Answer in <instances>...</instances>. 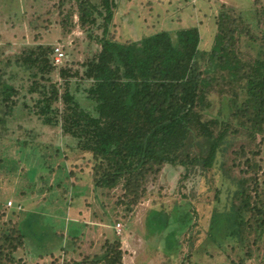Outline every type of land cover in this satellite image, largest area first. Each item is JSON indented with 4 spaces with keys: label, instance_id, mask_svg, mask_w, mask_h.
<instances>
[{
    "label": "rangeland",
    "instance_id": "rangeland-1",
    "mask_svg": "<svg viewBox=\"0 0 264 264\" xmlns=\"http://www.w3.org/2000/svg\"><path fill=\"white\" fill-rule=\"evenodd\" d=\"M170 2L176 4L175 0H116L114 25L105 38L125 44L130 39L138 41L144 33L158 31L165 19L161 9L169 8ZM208 3V19L198 26L202 31L200 46L211 45L216 29L213 23L223 12L229 20L238 22V49L254 56L264 45V0H188L187 9H193L197 15L196 8ZM75 6L76 0H0V61L3 69L7 68L3 82L21 90L20 95L11 99L16 101L15 105L8 104L13 109L6 117V105L0 106V264H68L69 259L77 264H108L103 246L107 239L115 238L118 246L114 243L113 251L120 252L119 264H255L250 255L246 256L249 247L253 249L250 235L243 242L240 257L238 241L224 237L232 205L241 200L233 198L238 181L245 182V188L251 191L257 181L264 183V134L257 135L251 143L234 133L228 135L230 144L226 152L217 154L207 171L196 162L186 174L190 176L183 178L185 168L164 167L148 187L146 198L134 205L120 203V186L109 192L94 189L97 163L93 155L80 149L76 139L64 135L60 125L46 126L36 115L38 93L28 90L33 81H40L39 76L35 80L31 76L35 70L18 66L16 60L27 48L39 45H51L55 52L51 56L56 67L52 80L57 82L60 92L65 90L62 82L67 80V89L74 99L85 111H92L93 105L86 99L90 81L82 80L83 65L100 52L98 38L103 36L101 27L82 30L75 10L74 25L69 26L68 33L62 31V11ZM172 8L180 10L182 6ZM212 18L215 20L211 21ZM98 23H102L101 18ZM201 67H207L206 63ZM61 69L69 72L62 77ZM208 98L213 100L212 107L205 112L210 113L209 118L229 113L228 94L221 99L212 92ZM53 106L60 113L64 109L62 101ZM36 145L41 146L42 152L31 176L21 159L29 147ZM192 147V153L201 161L204 152L195 143ZM46 149L49 150L44 157ZM235 151H239L236 159ZM261 193L264 195V190ZM32 216L38 221L30 225L32 231L41 226L47 232L61 234L58 225L62 218L86 226L81 232L70 233L73 236L63 230L61 242L55 247L49 239L33 238L30 231L28 234L26 221ZM175 217H183L178 223V245L168 247L162 235L165 237V232L173 227ZM114 218L117 221L109 225L107 221ZM166 219L172 221L163 222ZM194 224L198 229H194ZM112 232L115 238L111 237ZM50 249L52 253H46ZM66 251L73 254L67 255ZM111 256L109 252L108 259Z\"/></svg>",
    "mask_w": 264,
    "mask_h": 264
},
{
    "label": "trees",
    "instance_id": "trees-1",
    "mask_svg": "<svg viewBox=\"0 0 264 264\" xmlns=\"http://www.w3.org/2000/svg\"><path fill=\"white\" fill-rule=\"evenodd\" d=\"M175 2H170L169 8L161 9L165 19L157 27L158 31L144 33L138 41L130 39L125 44L105 38L114 25L112 19L118 6L116 0H94V3L76 0L74 9L62 11L64 33H68L69 26L74 25V10L82 30L100 27L102 30L103 37L98 38L100 52L83 65L82 80L90 81L86 99L93 105L91 113L85 111L79 100L70 94L67 80L62 82V86L66 87L62 93L57 82H53L56 67L51 57L55 55L51 45L29 47L16 60L18 66L35 70L31 73L35 80L39 76L40 81H33L28 90L38 93L36 115L46 126L60 125L64 135L76 139L80 149L93 155L97 163L94 189L109 192L120 186L123 192L120 203L135 205L146 198L148 187L166 166L185 168L183 178L190 176L186 174L196 162L201 164L203 171H207L217 154L226 152L230 144L228 135L234 133L244 138L246 143H251L257 135L264 134V45L254 56L242 53L238 49L240 38L236 37L238 22L229 20L221 12L215 21L211 20L216 27L209 43L211 45L201 47L202 31L198 26L208 19L210 4L198 6L199 14L196 15L193 9H187L188 0ZM159 4L160 1H157L156 5ZM99 18L102 23H98ZM200 19L203 21L200 22ZM202 63H206L207 67L202 68ZM1 64L0 61V106L6 105L7 111L3 112L6 117L13 109L9 105L16 103L11 99L20 95L21 90L3 82L7 68L3 69ZM60 71L62 77L69 72L68 69ZM212 92L221 99L229 95L226 101L229 113L221 118H209L210 113L205 114L212 107L213 100L208 98ZM58 101L63 102L61 113L53 106ZM229 116L231 120H228ZM194 143L205 154L201 161L192 153ZM29 148L25 158L22 155L21 163L32 176L42 150L38 145ZM237 152H234L235 159ZM13 164L16 165L17 161ZM258 182L251 191L249 187L245 188V182L238 181L233 198L241 200L238 205H232L224 238L238 241L240 257L243 242L250 235L253 249L249 247L246 256L250 255L255 264H264V195L261 193L264 183ZM74 215L77 216V213ZM35 218L32 216L26 221L28 234L30 231L32 236L34 234L33 238L49 239L55 247L57 242H61L63 230L73 236L74 230L81 232L86 226L85 223L82 226L62 218L58 225L62 233L56 235L41 226L32 231L30 225L38 222ZM117 219H110L107 223L110 225ZM170 220L163 222L169 224ZM180 220L183 221V217L173 218L175 230L171 227L165 232V237L162 235L168 247L178 245ZM194 229H198L195 224ZM114 234L112 232L111 237L115 238ZM116 241V238L112 241L107 239L104 243V260L108 264L109 259L111 264L121 262L120 252L113 251V244L118 246ZM52 251L50 249L46 253L51 254ZM109 252L112 256L108 259ZM66 254L73 253L66 251ZM67 262L77 264L72 259Z\"/></svg>",
    "mask_w": 264,
    "mask_h": 264
},
{
    "label": "clouds",
    "instance_id": "clouds-1",
    "mask_svg": "<svg viewBox=\"0 0 264 264\" xmlns=\"http://www.w3.org/2000/svg\"><path fill=\"white\" fill-rule=\"evenodd\" d=\"M118 227V226H117ZM117 227L116 228H114L115 230H116V232H119V229H117ZM120 227V226H119ZM118 235V234H117Z\"/></svg>",
    "mask_w": 264,
    "mask_h": 264
},
{
    "label": "built area",
    "instance_id": "built-area-1",
    "mask_svg": "<svg viewBox=\"0 0 264 264\" xmlns=\"http://www.w3.org/2000/svg\"><path fill=\"white\" fill-rule=\"evenodd\" d=\"M60 56V55H59ZM9 205L11 206V203H9ZM120 227H119V225H118V227H117V229H119Z\"/></svg>",
    "mask_w": 264,
    "mask_h": 264
}]
</instances>
